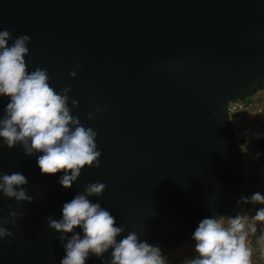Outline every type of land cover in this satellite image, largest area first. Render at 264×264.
I'll use <instances>...</instances> for the list:
<instances>
[{
	"label": "water",
	"instance_id": "95a60500",
	"mask_svg": "<svg viewBox=\"0 0 264 264\" xmlns=\"http://www.w3.org/2000/svg\"><path fill=\"white\" fill-rule=\"evenodd\" d=\"M5 28L31 37L29 71L47 69L57 90L71 85L72 112L97 130L102 151L100 166L85 165L65 188L61 172L41 173L40 153L0 138V172L24 173L33 197L0 193V217L23 212L5 225L13 234L0 238V264H60L65 251L47 218L59 219L90 182L106 183L89 198L116 216L118 239L136 231L164 247L222 217L244 176L226 107L264 80V0H0Z\"/></svg>",
	"mask_w": 264,
	"mask_h": 264
},
{
	"label": "clouds",
	"instance_id": "9594fccd",
	"mask_svg": "<svg viewBox=\"0 0 264 264\" xmlns=\"http://www.w3.org/2000/svg\"><path fill=\"white\" fill-rule=\"evenodd\" d=\"M30 40L28 34L13 37L8 29L0 30V98L6 101L0 116V138L9 147L22 145L28 155L40 153L36 163L41 173L61 172L60 185L70 188L85 165L100 166L98 132L73 114L69 104L71 85L57 90L50 84L47 69L28 70ZM69 75L74 77L75 69ZM78 103L71 99V105ZM87 116L93 119L95 113L88 112ZM27 183L22 172H0V193L18 202L33 199L24 187ZM105 188V182L85 184L82 192L63 203L59 219L47 218L48 225L59 232L65 251L60 264H86L91 256L99 258L101 264H163L159 245L141 240L136 231L117 238L125 229L116 223V216L99 200L89 198L101 196ZM250 199L264 204L260 192L252 193ZM9 216L11 221L8 216L0 217V238L13 234L5 225L14 223L23 212L10 210ZM253 219L264 221V207L257 208ZM244 228L240 215L232 217L228 227L215 216L202 218L192 232L197 255L190 264H250ZM110 249L111 258L105 259L104 253Z\"/></svg>",
	"mask_w": 264,
	"mask_h": 264
},
{
	"label": "built area",
	"instance_id": "2783aa9c",
	"mask_svg": "<svg viewBox=\"0 0 264 264\" xmlns=\"http://www.w3.org/2000/svg\"><path fill=\"white\" fill-rule=\"evenodd\" d=\"M226 110L243 153L241 162L244 176L238 202L224 211L218 220L228 227L230 219L240 215L247 233L245 243L250 250V264H264V221L253 219L257 208L264 207V204L250 199L254 192L264 194V93L254 92L230 99ZM253 226L255 231L252 230ZM195 243L193 240L185 255H168L165 264H190L197 255Z\"/></svg>",
	"mask_w": 264,
	"mask_h": 264
},
{
	"label": "crops",
	"instance_id": "0c3cea01",
	"mask_svg": "<svg viewBox=\"0 0 264 264\" xmlns=\"http://www.w3.org/2000/svg\"><path fill=\"white\" fill-rule=\"evenodd\" d=\"M258 92L264 93V88H259L258 90L255 91V93ZM192 232L193 231L189 232L187 234V237L176 245L160 247L162 258L164 255L167 254L173 256H182L188 253L189 248L193 242Z\"/></svg>",
	"mask_w": 264,
	"mask_h": 264
},
{
	"label": "trees",
	"instance_id": "16d2710c",
	"mask_svg": "<svg viewBox=\"0 0 264 264\" xmlns=\"http://www.w3.org/2000/svg\"><path fill=\"white\" fill-rule=\"evenodd\" d=\"M259 88H264V80H258L254 83V85L248 90L247 94H251V93H254L256 90H258ZM246 94V95H247ZM239 193V192H238ZM239 194H237L235 200L231 203H228L225 208H224V211H227L229 210L232 206H234L237 202H238V197ZM196 227V224L193 225V226H190L188 227L181 235H179L178 237L176 238H173V239H169V241L167 242V245L166 246H173V245H176L178 243H180L181 241H183L186 237H187V234L191 231H193Z\"/></svg>",
	"mask_w": 264,
	"mask_h": 264
},
{
	"label": "rangeland",
	"instance_id": "374dc122",
	"mask_svg": "<svg viewBox=\"0 0 264 264\" xmlns=\"http://www.w3.org/2000/svg\"><path fill=\"white\" fill-rule=\"evenodd\" d=\"M167 256H168V254L163 256V264H165V260H166Z\"/></svg>",
	"mask_w": 264,
	"mask_h": 264
}]
</instances>
